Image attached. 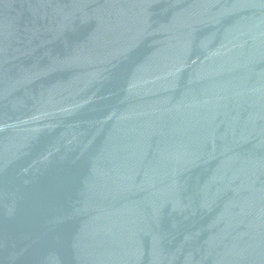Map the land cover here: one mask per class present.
<instances>
[{
    "label": "water",
    "instance_id": "95a60500",
    "mask_svg": "<svg viewBox=\"0 0 264 264\" xmlns=\"http://www.w3.org/2000/svg\"><path fill=\"white\" fill-rule=\"evenodd\" d=\"M0 264H264V0H0Z\"/></svg>",
    "mask_w": 264,
    "mask_h": 264
}]
</instances>
